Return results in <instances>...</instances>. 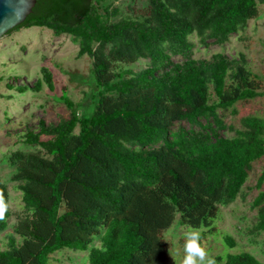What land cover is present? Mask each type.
Listing matches in <instances>:
<instances>
[{
    "label": "trees",
    "instance_id": "16d2710c",
    "mask_svg": "<svg viewBox=\"0 0 264 264\" xmlns=\"http://www.w3.org/2000/svg\"><path fill=\"white\" fill-rule=\"evenodd\" d=\"M116 1L37 0L10 32L40 27L71 35L78 56L93 61L94 88L86 94L89 107L64 92L59 100L68 117L22 135L44 156L11 159L30 214L0 250V264H49L63 249L89 251L90 264H171L165 233L175 221L212 233L220 207L237 198L253 163L264 157V118L243 117L235 136L226 138L219 114L264 97L261 83L246 65L223 55L195 60L189 39L196 33L206 46L208 40L226 43L258 17L264 0H147L146 14L120 19ZM141 59L149 60L146 68H130ZM43 72L53 89V75ZM184 121L200 130H173ZM256 187L254 229L264 232V172ZM0 200L7 204L2 232L12 213L1 179ZM96 238L100 246H92ZM224 241L235 248L232 236ZM215 259L264 264L248 252Z\"/></svg>",
    "mask_w": 264,
    "mask_h": 264
},
{
    "label": "rangeland",
    "instance_id": "374dc122",
    "mask_svg": "<svg viewBox=\"0 0 264 264\" xmlns=\"http://www.w3.org/2000/svg\"><path fill=\"white\" fill-rule=\"evenodd\" d=\"M115 7L120 10L117 19L123 16L135 18L147 13L148 1L118 0ZM258 13L257 18L250 20L243 30L230 35L224 44L208 40L206 46L196 33L191 35L193 58L209 61L220 54L239 65H246L264 90V4L258 5ZM78 53L79 44L71 35L55 36L47 28H22L0 40V179L7 187L12 213L7 229L0 232V250L8 247L10 235L16 236L13 232L18 221L30 214L23 193L18 189L20 183L13 179L16 166L11 159L17 153L44 156L40 147L26 145L22 135L28 128L38 132L42 124L46 128L53 127L68 117L69 109L59 100L64 92L75 103H83L86 107L91 104L90 99L86 100V94L94 88L90 78L93 61L88 55L79 57ZM173 60L178 62L182 58L174 56ZM148 64L149 60L141 59L130 68L141 70ZM44 69L53 75V89L43 81ZM38 81H42V85L40 90L35 91L34 86ZM18 87H25L26 90L20 92ZM219 114L223 116L225 124L220 135L232 138L235 129L241 127L243 117L255 115L264 118V97L238 102L233 109L219 111ZM180 127L200 130L199 126L186 121L175 123L173 130ZM263 172L264 157L253 163L249 178L237 198L220 207V214L213 225L214 231L207 234L198 230L200 244L207 253L205 264L209 258L215 264H222L216 261L217 256L226 257L241 252L251 253L264 263V232L254 229L258 211L253 206L259 194L257 181ZM189 231L194 230L181 227L176 220L165 233L171 254L175 257L174 261L169 253L171 264H182L185 234ZM226 235L232 236L235 248L226 245ZM92 246H100V239H94ZM88 255L89 251L63 249L50 256L49 264H90Z\"/></svg>",
    "mask_w": 264,
    "mask_h": 264
},
{
    "label": "water",
    "instance_id": "95a60500",
    "mask_svg": "<svg viewBox=\"0 0 264 264\" xmlns=\"http://www.w3.org/2000/svg\"><path fill=\"white\" fill-rule=\"evenodd\" d=\"M37 0H0V40L32 14Z\"/></svg>",
    "mask_w": 264,
    "mask_h": 264
},
{
    "label": "clouds",
    "instance_id": "9594fccd",
    "mask_svg": "<svg viewBox=\"0 0 264 264\" xmlns=\"http://www.w3.org/2000/svg\"><path fill=\"white\" fill-rule=\"evenodd\" d=\"M6 209L7 204L0 200V219L3 218ZM183 251L185 255L183 257L182 264H205L207 253L200 244V235L198 231H189L185 234ZM169 252L172 256L171 251ZM172 258L175 261V257L172 256ZM206 264H215V261L209 258L207 259Z\"/></svg>",
    "mask_w": 264,
    "mask_h": 264
}]
</instances>
